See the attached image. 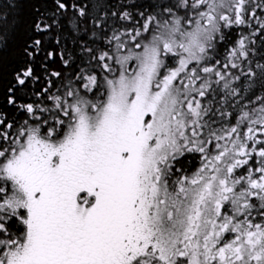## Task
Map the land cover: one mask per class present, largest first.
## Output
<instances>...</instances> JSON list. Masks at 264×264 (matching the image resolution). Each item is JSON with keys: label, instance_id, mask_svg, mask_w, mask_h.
<instances>
[{"label": "snow or ice", "instance_id": "1", "mask_svg": "<svg viewBox=\"0 0 264 264\" xmlns=\"http://www.w3.org/2000/svg\"><path fill=\"white\" fill-rule=\"evenodd\" d=\"M50 3L0 85V264H264V0Z\"/></svg>", "mask_w": 264, "mask_h": 264}, {"label": "trees", "instance_id": "2", "mask_svg": "<svg viewBox=\"0 0 264 264\" xmlns=\"http://www.w3.org/2000/svg\"><path fill=\"white\" fill-rule=\"evenodd\" d=\"M16 2L20 3V8L10 14L8 9H5V15H9L10 19L12 17H17V19L13 21L16 24V30L11 35L9 47L4 53V64L0 65V85H5L10 80L14 68L22 63L20 48L31 34L30 25L35 19L33 5L40 7L41 11L51 7L50 0H16ZM71 2L72 0H69V3ZM6 3L7 0H0V8H3ZM8 8H11L10 4H8ZM46 47L50 48L51 45L46 44ZM200 163L198 156L189 155L184 159V167L188 174L195 171Z\"/></svg>", "mask_w": 264, "mask_h": 264}, {"label": "rangeland", "instance_id": "3", "mask_svg": "<svg viewBox=\"0 0 264 264\" xmlns=\"http://www.w3.org/2000/svg\"><path fill=\"white\" fill-rule=\"evenodd\" d=\"M201 164V163H200ZM200 166V165H199ZM194 172V171H193Z\"/></svg>", "mask_w": 264, "mask_h": 264}]
</instances>
